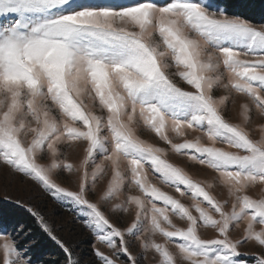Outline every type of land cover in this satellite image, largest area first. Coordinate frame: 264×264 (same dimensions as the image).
I'll list each match as a JSON object with an SVG mask.
<instances>
[{"label": "rangeland", "instance_id": "374dc122", "mask_svg": "<svg viewBox=\"0 0 264 264\" xmlns=\"http://www.w3.org/2000/svg\"><path fill=\"white\" fill-rule=\"evenodd\" d=\"M0 201L65 252L0 225V264H264V23L0 0Z\"/></svg>", "mask_w": 264, "mask_h": 264}, {"label": "trees", "instance_id": "16d2710c", "mask_svg": "<svg viewBox=\"0 0 264 264\" xmlns=\"http://www.w3.org/2000/svg\"><path fill=\"white\" fill-rule=\"evenodd\" d=\"M222 7L229 16L238 17L253 24L264 23V0H213ZM0 225L4 227L23 226L30 231V236L35 241L34 248L40 252L52 253L56 260H63L65 252L44 230L41 229L37 219L28 210L14 206L8 202L0 201ZM40 252L34 253L33 261L44 262Z\"/></svg>", "mask_w": 264, "mask_h": 264}]
</instances>
